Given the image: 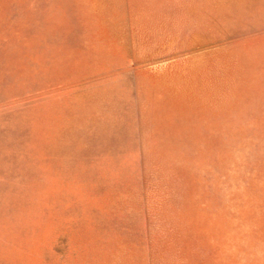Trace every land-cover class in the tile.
<instances>
[{
	"label": "rangeland",
	"instance_id": "obj_1",
	"mask_svg": "<svg viewBox=\"0 0 264 264\" xmlns=\"http://www.w3.org/2000/svg\"><path fill=\"white\" fill-rule=\"evenodd\" d=\"M0 264H264V0H0Z\"/></svg>",
	"mask_w": 264,
	"mask_h": 264
}]
</instances>
